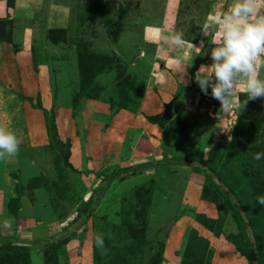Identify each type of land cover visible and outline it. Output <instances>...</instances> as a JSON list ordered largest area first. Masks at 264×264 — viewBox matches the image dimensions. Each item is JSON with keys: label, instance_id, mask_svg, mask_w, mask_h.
<instances>
[{"label": "rangeland", "instance_id": "374dc122", "mask_svg": "<svg viewBox=\"0 0 264 264\" xmlns=\"http://www.w3.org/2000/svg\"><path fill=\"white\" fill-rule=\"evenodd\" d=\"M232 4L0 0V126L22 141L17 155L0 161V245L25 247V264H249L228 241L236 232L222 197L203 190L207 174L215 183V175L224 176L220 152L236 141L238 113L211 96L214 77L207 95L194 78L201 65H212L216 46L218 27L202 26ZM177 29L201 51L174 49L164 37ZM171 100L164 131L158 119ZM242 113L255 128L231 150L247 151L248 162L254 147L264 153V98L248 101ZM164 155L179 162L121 172ZM199 155L215 174L193 161ZM244 173L239 194L264 191V169L260 182ZM256 209L249 216L262 220L258 233L264 218ZM198 216L216 222L220 234ZM247 233L256 251L253 231Z\"/></svg>", "mask_w": 264, "mask_h": 264}, {"label": "clouds", "instance_id": "9594fccd", "mask_svg": "<svg viewBox=\"0 0 264 264\" xmlns=\"http://www.w3.org/2000/svg\"><path fill=\"white\" fill-rule=\"evenodd\" d=\"M213 27H218V31L216 46L211 51L212 65H201L194 78L207 95V88L214 77L211 96L220 102L222 109L239 114L248 101L264 98V78L260 76V70L264 69V0H233L227 12H221L218 17L213 15L212 22L203 25L201 30ZM153 30L159 31L158 28ZM183 37V30L177 29L164 39L169 40L174 49L187 46L197 53L201 51ZM174 63L180 67L186 64L180 59H174ZM241 78L243 91L234 93ZM241 95L246 99L241 101ZM21 142L14 131L0 126V161L17 155ZM253 158L257 161L264 159V153H256ZM257 203L264 205V196L257 197ZM4 226L10 228L11 221H5ZM95 242L103 248L104 236L97 234Z\"/></svg>", "mask_w": 264, "mask_h": 264}, {"label": "trees", "instance_id": "16d2710c", "mask_svg": "<svg viewBox=\"0 0 264 264\" xmlns=\"http://www.w3.org/2000/svg\"><path fill=\"white\" fill-rule=\"evenodd\" d=\"M6 22L4 23L5 32H6ZM4 39L0 38V41H3ZM242 98V95L240 96ZM241 112V111H240ZM244 118V119H243ZM243 119L242 123H239L238 120ZM262 120V117H259V120ZM249 114L245 115V113L238 114V119L235 123V126L233 127L232 131V142L236 140L234 143H230L231 145L228 147H223L222 151L220 152V155L223 157H228V155L231 153L232 157L225 158L224 163H222V166H225L224 164H228L226 168H223L222 172L224 173V176H216L217 183L214 182L213 178L210 177V174L206 175V180H208V185L206 184L204 186V192L205 193H211L216 194V196H221L225 206L230 211V215L232 218V221L235 226V236L234 237H228V241L234 246V249L236 253L243 257L246 261H248L249 264H264V251L262 250L264 248V230L262 231L258 230V233L256 231L255 226L257 223L262 222L261 219H250L249 216L250 210L256 209L254 207H258L256 210L263 211L261 212L263 218H264V205H260L257 203V197L264 196V191L261 193H256L257 189H251L252 191H249V193L244 189V194H239V191L236 187L243 186L245 184H242V181H246L244 177H247L246 173L244 171H247L248 174H251L254 172L256 180L260 182L259 180V172H261L262 169H264V159H261L259 161L255 160L254 158L252 160H249L246 162L245 159H243V156H245L246 152L244 149H241L240 153L232 152L231 149H236L237 144L239 147L242 146V144H245V139L250 138L251 131L255 128L253 123H250ZM170 120H165L161 116L158 119L159 125L162 127V129L167 131V124ZM233 147V148H231ZM245 147V146H244ZM60 148L66 149V144H61ZM228 148L231 150L228 152ZM255 151V154L258 153L260 150L259 146L254 147L253 149ZM66 151V150H65ZM245 151V153H243ZM262 153V152H259ZM251 154V153H250ZM225 155V156H224ZM248 155V154H247ZM63 159L65 160V163L68 165L66 155H63ZM249 159V158H248ZM222 158L219 157V161H221ZM193 161H197L198 163H201L204 166H207L208 169H210V172L214 173V170L211 169L212 166L209 163H206L202 156L199 155L198 158H194ZM175 159L173 161H170V159H167L164 155L163 159L160 161H152L147 163L138 164L133 167H129L123 171L122 173H140L144 169H152L155 167H160L162 165L168 164V163H177ZM254 165V169L253 166ZM69 166V165H68ZM251 171V172H250ZM256 171V172H255ZM226 176L228 179H226ZM258 176V177H257ZM105 181L107 183L112 182L116 178V173L111 174L108 177H105ZM224 178V179H223ZM249 180V179H248ZM250 182V181H249ZM242 184V185H241ZM249 184V183H248ZM234 185V186H233ZM247 185V181H246ZM208 197V196H207ZM236 199V203H235ZM14 202L16 200H13ZM240 206V207H239ZM14 204H9L10 210H13ZM239 208L242 209L244 215H242V212L239 210ZM245 217V219L243 218ZM198 222L200 225L205 227L207 230L211 231L215 235L220 234V226L216 225V222L213 220H208L205 217L198 216L197 217ZM255 220V221H254ZM253 231L254 239L256 242V251H253L250 247V241L247 231L248 230ZM260 247V248H259ZM28 255L25 247H14L13 245L4 244L0 245V261L1 264H25L24 262L27 261ZM28 262V261H27Z\"/></svg>", "mask_w": 264, "mask_h": 264}, {"label": "water", "instance_id": "95a60500", "mask_svg": "<svg viewBox=\"0 0 264 264\" xmlns=\"http://www.w3.org/2000/svg\"><path fill=\"white\" fill-rule=\"evenodd\" d=\"M173 102H174V100H171L168 103L163 104V114H162L163 119L170 120L172 118Z\"/></svg>", "mask_w": 264, "mask_h": 264}]
</instances>
